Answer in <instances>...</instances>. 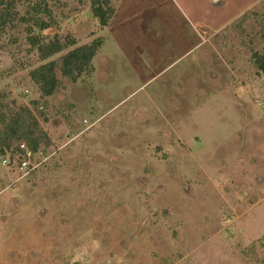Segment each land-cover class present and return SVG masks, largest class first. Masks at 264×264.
<instances>
[{
	"label": "rangeland",
	"instance_id": "obj_1",
	"mask_svg": "<svg viewBox=\"0 0 264 264\" xmlns=\"http://www.w3.org/2000/svg\"><path fill=\"white\" fill-rule=\"evenodd\" d=\"M46 1L34 35L76 46L43 62L24 25L0 35V143L23 108L41 140L34 171L0 162V264H264V0H109L105 28ZM97 39L42 97L31 72Z\"/></svg>",
	"mask_w": 264,
	"mask_h": 264
},
{
	"label": "trees",
	"instance_id": "obj_2",
	"mask_svg": "<svg viewBox=\"0 0 264 264\" xmlns=\"http://www.w3.org/2000/svg\"><path fill=\"white\" fill-rule=\"evenodd\" d=\"M22 1L30 2V11L25 16H20L16 10ZM91 10L94 18L103 28L109 25L114 15L109 0H91ZM51 17L52 13L48 9L46 0H39L38 3H34L32 0H0V35L15 23L24 25L31 46L37 49L40 59L45 62L76 46L77 43L71 37L61 39L55 36L45 41L41 36H35V29L42 33L53 26ZM102 45V41L97 39L90 45L77 47L60 58L51 60L33 70L31 77L34 83L39 86L42 97L53 96L59 89L61 82L58 79L57 70L64 78L76 83L83 74L90 70ZM253 56L259 71L264 74V55L255 53ZM5 119V117L1 119L4 125V139L0 143V148L3 151L1 155L10 153L15 142H18L15 150H19V146L25 143L24 145L31 152L38 153L41 140L34 137L38 124L31 111L23 108L14 113L8 122L5 123Z\"/></svg>",
	"mask_w": 264,
	"mask_h": 264
},
{
	"label": "built area",
	"instance_id": "obj_3",
	"mask_svg": "<svg viewBox=\"0 0 264 264\" xmlns=\"http://www.w3.org/2000/svg\"><path fill=\"white\" fill-rule=\"evenodd\" d=\"M9 155H0V162L4 166H11L12 161L16 162L20 169L26 172L34 171L37 167L32 164V161L36 158L37 153L31 152L24 144L19 146V150L13 148ZM43 155V152L40 153Z\"/></svg>",
	"mask_w": 264,
	"mask_h": 264
}]
</instances>
